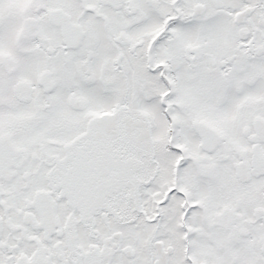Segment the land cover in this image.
Wrapping results in <instances>:
<instances>
[{
    "label": "flooded vegetation",
    "instance_id": "af4514ba",
    "mask_svg": "<svg viewBox=\"0 0 264 264\" xmlns=\"http://www.w3.org/2000/svg\"><path fill=\"white\" fill-rule=\"evenodd\" d=\"M76 1L77 15L0 0V264H264V0ZM106 44L115 73L129 82L138 62L165 88L163 150L178 155L152 198L147 152L131 188L101 144L120 133L117 105L105 129L97 112L71 125L58 113L62 101L88 109L81 89H61L95 84ZM187 128L205 153L204 194L187 175L200 165Z\"/></svg>",
    "mask_w": 264,
    "mask_h": 264
},
{
    "label": "rangeland",
    "instance_id": "374dc122",
    "mask_svg": "<svg viewBox=\"0 0 264 264\" xmlns=\"http://www.w3.org/2000/svg\"><path fill=\"white\" fill-rule=\"evenodd\" d=\"M40 2L49 3L50 6L62 5L66 9L77 15L80 12V6L76 0H38ZM38 3V2H37ZM36 3V5H37ZM246 6V3L243 7ZM103 27L99 25L98 37L102 39L103 37ZM148 29V28H147ZM188 33V30H185ZM105 36V35H104ZM189 40V36L187 35ZM89 43L92 45L94 43V38L90 36ZM95 45V44H94ZM98 60H97V72L93 76V85L81 82L80 79H75V83H70L71 78L67 79L65 86L61 89L62 94H64L67 85L70 84L73 88L81 89L89 97V107L85 112H74L70 110V107L60 102L58 109L59 114H63L65 120L71 125L73 122L86 121L88 119V113L97 112L100 117V129H105L103 125L105 117L112 112L114 107L117 105L115 111L119 115L118 120H116V131L120 133L114 134H104V144L110 151L114 152L116 157V162H112L111 170H114L115 175L131 183V188L139 187L140 179L138 173H142L143 161L141 154L147 152V169H148V185L149 188L147 192L154 197L157 189L159 187L160 181L165 183H171L172 172L174 173V168L177 162V152H169L163 150V145L167 141L168 128H170V121L168 120L166 114L163 113V106L158 101V95L165 88L159 83L154 74L149 73L144 69L141 63L136 62L134 65L129 63L127 70L129 69V82L128 79H124L121 73H115L112 67L113 52H111L106 44L104 50L97 48ZM171 54V53H170ZM110 62V63H109ZM81 71L76 69H69L71 76L77 72V74L82 75L83 65L81 63L78 65ZM106 67V68H105ZM105 68V70H101ZM80 77V76H79ZM188 78V77H187ZM81 82V86L77 82ZM128 84L130 94L123 101V96L128 92ZM76 84V85H75ZM186 88V85H185ZM80 91V90H79ZM64 97V95H63ZM121 101V102H120ZM44 102V101H43ZM119 102V103H118ZM42 103V102H41ZM39 105V104H38ZM37 105V106H38ZM211 108L208 104H200V110L206 111ZM165 110V109H164ZM8 113L7 110L1 111L0 114ZM36 110L30 111V117H38ZM37 126L38 131L42 134V131L47 132L46 129L49 128L48 124L42 126L39 122ZM235 120H229V126H234ZM186 124V123H185ZM237 126H241V120L237 121ZM189 126V125H188ZM186 131V129H185ZM110 135V136H109ZM185 139L193 147L194 153L197 154L198 160L200 161L199 169L196 167H190L187 171L189 176V181L193 183L196 179L195 187L200 194L206 192L204 187V181L200 178L202 177V167L205 165L204 158L205 153L202 148V143L199 141L195 133L191 128H187V132L184 134ZM69 136H67V140ZM123 148H127L124 151ZM127 153V154H125ZM157 160L161 161V170L158 171ZM158 174V175H157ZM137 176V178H136ZM156 180L154 181V179ZM119 185H117L118 187ZM166 186V185H164ZM149 198V200H150ZM166 228L169 229L167 226ZM143 236V233H138Z\"/></svg>",
    "mask_w": 264,
    "mask_h": 264
},
{
    "label": "water",
    "instance_id": "95a60500",
    "mask_svg": "<svg viewBox=\"0 0 264 264\" xmlns=\"http://www.w3.org/2000/svg\"><path fill=\"white\" fill-rule=\"evenodd\" d=\"M245 173H246L245 171H242V174H243V175H245Z\"/></svg>",
    "mask_w": 264,
    "mask_h": 264
}]
</instances>
